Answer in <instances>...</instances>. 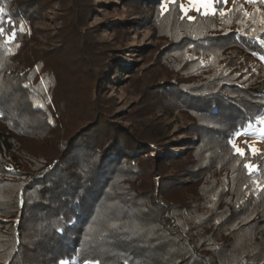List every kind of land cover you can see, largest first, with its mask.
Here are the masks:
<instances>
[{
  "label": "trees",
  "instance_id": "obj_1",
  "mask_svg": "<svg viewBox=\"0 0 264 264\" xmlns=\"http://www.w3.org/2000/svg\"><path fill=\"white\" fill-rule=\"evenodd\" d=\"M226 1L120 0L91 26V0H0V264H264V150L231 143L264 115V0Z\"/></svg>",
  "mask_w": 264,
  "mask_h": 264
},
{
  "label": "rangeland",
  "instance_id": "obj_2",
  "mask_svg": "<svg viewBox=\"0 0 264 264\" xmlns=\"http://www.w3.org/2000/svg\"><path fill=\"white\" fill-rule=\"evenodd\" d=\"M167 1H172V0H164V5L166 4ZM181 4L182 9H186L187 11H184V13H193L194 11H201L203 13L206 12H213L215 9V0H211V7L210 8H203L198 4H193L191 0H179ZM242 1H248V0H242ZM91 2L95 5V10L91 13L90 15V22L89 25H95V24H103L105 19L108 21H112L113 17L115 16H120V13L116 10V6H119L121 9L122 5L120 0H91ZM231 0L226 1V6L229 5ZM54 8L58 7V4L55 3ZM246 12L250 11V8L245 6ZM50 13V12H49ZM52 16L49 15V19ZM59 21L56 20V24ZM47 23V26H51V28L55 29V23L53 21H46L45 24ZM44 25V24H43ZM100 29H102L100 27ZM124 30V29H123ZM111 31L108 27L104 29L103 32H101V35L98 37V39L106 40L109 41L111 40ZM125 39V38H124ZM127 46V50H130L132 55L136 58L137 55L136 53L138 52L139 49L149 45L150 48L155 46L156 42L155 40L152 39L150 35V31L148 29H138V30H129L128 35H127V40L124 42ZM244 54L241 53L239 55V58L232 64V66L237 67V72L244 70L246 71L248 69V66L250 65V61L248 59L243 60ZM242 58V60H241ZM204 61V59H202ZM242 61V62H241ZM239 62V63H238ZM123 65L126 64L125 66L129 67V62H125L124 60L122 61ZM138 67H141L142 69L146 68V64L143 60H138ZM255 65H252L251 68H254ZM128 71H123L124 76L126 77L125 73ZM160 76V75H158ZM163 75H161V78ZM121 79L119 78V81ZM127 82V81H126ZM255 88L263 93L264 92V76L260 78V82L255 85ZM129 91H126V89H117V88H110L109 93L112 95L113 99L112 101H116L117 103L115 104L114 108L118 113H123L125 111L131 110V108L134 107V101L137 98L135 94L131 95V97L126 96V93H132L130 88L128 87ZM157 116L161 117V119H164L165 123H170L172 125V130H171V135H177L179 131H177L178 125H183V119H182V114L178 110H174L171 114V116L164 115L160 111L157 112ZM180 138L182 135L179 136ZM183 138V137H182ZM233 146L236 149H239L240 151L243 150V144H247L252 150L255 149H260L264 150V115L260 116L256 122V124H253L249 127H246L245 129L240 130L237 132L236 137L234 140L231 141ZM177 150V148H176Z\"/></svg>",
  "mask_w": 264,
  "mask_h": 264
},
{
  "label": "snow or ice",
  "instance_id": "obj_3",
  "mask_svg": "<svg viewBox=\"0 0 264 264\" xmlns=\"http://www.w3.org/2000/svg\"><path fill=\"white\" fill-rule=\"evenodd\" d=\"M191 2L193 4H198L203 8H210L211 7V0H191ZM165 8V5L162 4L161 5V9L163 10ZM184 11H187L186 9H182ZM4 10L2 8H0V15H3ZM5 29L0 27V33L4 32ZM237 152H240L239 149H236ZM253 152L255 151V149L252 150ZM244 167L246 169H248L249 172L253 171V165L252 164H245Z\"/></svg>",
  "mask_w": 264,
  "mask_h": 264
}]
</instances>
